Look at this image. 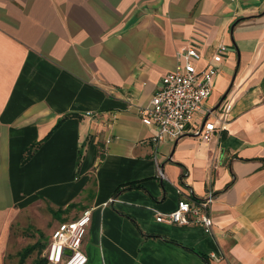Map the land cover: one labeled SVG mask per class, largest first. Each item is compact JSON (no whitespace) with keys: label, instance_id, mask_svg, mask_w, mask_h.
Returning <instances> with one entry per match:
<instances>
[{"label":"crops","instance_id":"crops-1","mask_svg":"<svg viewBox=\"0 0 264 264\" xmlns=\"http://www.w3.org/2000/svg\"><path fill=\"white\" fill-rule=\"evenodd\" d=\"M189 45L211 94L155 142L140 111ZM208 190L210 232L155 220ZM39 203L91 208L85 264H264V0H0V264Z\"/></svg>","mask_w":264,"mask_h":264},{"label":"built area","instance_id":"built-area-1","mask_svg":"<svg viewBox=\"0 0 264 264\" xmlns=\"http://www.w3.org/2000/svg\"><path fill=\"white\" fill-rule=\"evenodd\" d=\"M224 46L219 45V51ZM175 67L161 77L160 83L151 95L148 105L141 112L145 125H154L157 132L152 139H177L182 136L193 115L202 108V103L212 91L213 78L217 73L211 61L198 69L195 62L201 58L200 49L189 45L178 53ZM219 113L212 121H205L195 131L202 140L211 139L214 130L224 128V121L231 110L230 99L221 101ZM159 175L163 176L159 170ZM213 192L208 190L200 197H185L177 200L173 209L158 212V222L180 225L199 224L206 232L211 231V204ZM91 220V208H86L74 219L60 221L51 231L45 250L46 264H85L87 256L83 250V240ZM70 250V254L66 252ZM210 257L219 259L211 252Z\"/></svg>","mask_w":264,"mask_h":264},{"label":"rangeland","instance_id":"rangeland-1","mask_svg":"<svg viewBox=\"0 0 264 264\" xmlns=\"http://www.w3.org/2000/svg\"><path fill=\"white\" fill-rule=\"evenodd\" d=\"M48 204L21 211L11 227L7 264H46V246L51 231L62 221L60 212Z\"/></svg>","mask_w":264,"mask_h":264},{"label":"trees","instance_id":"trees-1","mask_svg":"<svg viewBox=\"0 0 264 264\" xmlns=\"http://www.w3.org/2000/svg\"><path fill=\"white\" fill-rule=\"evenodd\" d=\"M134 186H135V184L132 183V182H129V183L123 184V185L119 186V187L116 189V194H117L119 191H121V190H124V189L130 188V187H134ZM56 212H61V210H60V209H59V210H56ZM42 260L45 261V257H44ZM36 264H38V263H36Z\"/></svg>","mask_w":264,"mask_h":264},{"label":"water","instance_id":"water-1","mask_svg":"<svg viewBox=\"0 0 264 264\" xmlns=\"http://www.w3.org/2000/svg\"><path fill=\"white\" fill-rule=\"evenodd\" d=\"M66 252L68 253V254H70L71 252H70V250H66Z\"/></svg>","mask_w":264,"mask_h":264}]
</instances>
